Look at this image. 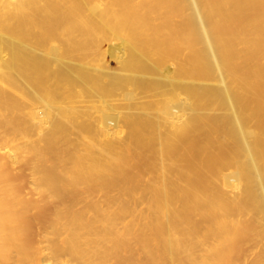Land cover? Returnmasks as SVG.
<instances>
[{"label": "bare ground", "instance_id": "1", "mask_svg": "<svg viewBox=\"0 0 264 264\" xmlns=\"http://www.w3.org/2000/svg\"><path fill=\"white\" fill-rule=\"evenodd\" d=\"M0 264H264V0H0Z\"/></svg>", "mask_w": 264, "mask_h": 264}]
</instances>
